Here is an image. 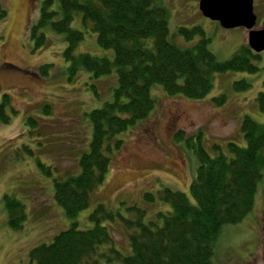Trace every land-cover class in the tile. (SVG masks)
<instances>
[{
	"label": "rangeland",
	"instance_id": "obj_1",
	"mask_svg": "<svg viewBox=\"0 0 264 264\" xmlns=\"http://www.w3.org/2000/svg\"><path fill=\"white\" fill-rule=\"evenodd\" d=\"M44 1L0 0L8 12L6 18L0 19V103L4 94L10 95L7 112L12 116L7 123L0 121V264H34L30 251L51 243L72 226L73 220L56 200L55 179L80 174L79 160L89 151L92 140L88 114L112 101L118 86L116 71L95 78L81 69L70 80L64 34L47 31L48 45L35 49L30 29L38 22ZM161 3L169 10L170 40L180 47L193 46L201 39L196 36L187 40L179 33L181 27L196 26L202 27L211 39L210 49L219 61L229 60L248 44L250 31L243 27L225 29L206 18L200 10V0ZM254 11L258 18L255 29H264V0H255ZM72 27L85 30L81 12L75 14ZM76 53L114 58V50L103 48L98 34L91 29ZM261 56V70L255 74H217L214 89L203 100L171 96L162 85H154L155 109L147 120L116 137L125 146L113 149L106 180L93 191L89 206L76 219L79 228L94 226L91 216L101 204L127 218L134 217L127 210L129 206L146 208L147 219L156 211L169 210L170 205L160 198L156 207L144 200L146 192L159 196L164 187L182 191L194 202L189 188L198 162L185 142L177 143L174 135L182 130L191 136L202 130L205 147L212 155L217 154L215 145L225 149L233 141L245 146L243 118L250 116L264 124V113L257 102L259 93L264 92V52ZM44 64H53L49 77L39 72ZM243 78L252 81V88L236 91L234 83ZM219 95L227 97L225 104H216L214 98ZM46 105L51 107L49 114L44 112ZM6 195L15 196L25 205L27 218L20 230L12 229L8 223ZM102 224L113 232L117 248L130 254L124 229L110 220ZM214 252L212 264H264V179L258 187L254 210L243 222L222 229Z\"/></svg>",
	"mask_w": 264,
	"mask_h": 264
},
{
	"label": "trees",
	"instance_id": "obj_2",
	"mask_svg": "<svg viewBox=\"0 0 264 264\" xmlns=\"http://www.w3.org/2000/svg\"><path fill=\"white\" fill-rule=\"evenodd\" d=\"M78 12L83 15L85 30L72 27ZM7 14L0 3V19ZM89 29L98 34L103 48L114 50L113 59L76 53ZM49 30L65 35L68 44L64 56L70 80L81 69L95 78L116 71L118 86L112 101L88 114L92 140L89 151L79 160L80 174L55 179L56 200L73 220L72 226L51 243L33 248L29 253L32 263L212 264L215 242L222 229L243 222L254 210L258 187L264 179V124L250 116L241 123L246 145L233 141L225 149L215 145V155L206 149L202 130L191 136L182 130L174 135L177 143L185 142L198 162L189 188L194 202L186 193L164 187L159 196L144 194L150 207H156L159 198L170 205L169 210L156 211L150 219L146 208L129 206L127 210L134 217L127 218L103 204L91 216L92 228L80 229L76 219L89 206L93 191L106 180L113 149L125 146L116 137L147 120L155 109L154 85H162L171 96L203 100L214 89L217 74L259 72L261 53L246 44L229 60L219 61L210 49L211 39L200 26L181 27L179 33L187 40L196 36L201 39L190 47L178 46L170 40L169 10L161 0H45L38 22L30 29L36 50L48 45ZM52 68L53 64H44L39 72L49 77ZM252 86V81L245 78L234 83L239 92ZM214 101L222 105L227 97L219 95ZM257 102L264 113V92L259 93ZM10 105V95L4 94L0 103V121L4 123L12 118L7 112ZM50 109L46 105L44 112L49 114ZM23 148L33 153L28 146ZM4 200L10 227L22 229L27 218L25 205L13 195H6ZM105 220L124 229L130 254L117 248L113 232L102 224Z\"/></svg>",
	"mask_w": 264,
	"mask_h": 264
},
{
	"label": "water",
	"instance_id": "obj_3",
	"mask_svg": "<svg viewBox=\"0 0 264 264\" xmlns=\"http://www.w3.org/2000/svg\"><path fill=\"white\" fill-rule=\"evenodd\" d=\"M255 0H200L202 14L225 29L244 27L250 31L249 46L256 53L264 52V29H255Z\"/></svg>",
	"mask_w": 264,
	"mask_h": 264
}]
</instances>
